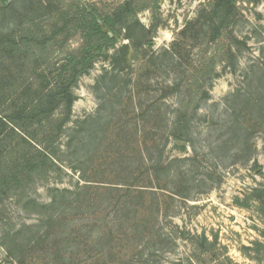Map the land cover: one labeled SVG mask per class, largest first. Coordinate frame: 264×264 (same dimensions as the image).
I'll list each match as a JSON object with an SVG mask.
<instances>
[{"label": "rangeland", "instance_id": "rangeland-1", "mask_svg": "<svg viewBox=\"0 0 264 264\" xmlns=\"http://www.w3.org/2000/svg\"><path fill=\"white\" fill-rule=\"evenodd\" d=\"M124 1L0 0V33L11 34L26 15L31 14L35 23L57 42L52 44L58 50L66 48L79 57L100 43V36L93 32L94 25L99 23L109 31L101 18ZM234 1L235 15L217 41L211 42V28L215 24L208 19L217 0H148L149 8L141 10L138 19L152 30L151 33L142 38L135 32L134 40L121 36L116 42H107L75 89L73 121L97 113L104 104L103 110L108 115L105 119L117 122L112 135L121 142L115 146L112 143L110 147L122 153L116 159L106 153L99 160V169H90L87 173L93 180L104 181L105 176L113 178L114 183H120L119 187H123L122 181L130 173L133 162H141L146 155V146L138 137L142 129L138 126L141 113L147 115L149 107L161 104H189L191 144L185 150L177 148L173 140L165 146V162L183 161L175 163L173 177L159 195L162 205L153 231L134 226L133 221L137 219L124 216L114 219L112 211L105 218L107 225L80 222L70 236L56 237L49 243L55 254L54 262L50 263V258L41 251H47L46 238L40 244L28 245L36 239L39 242L40 234L48 230L41 223L38 211L51 202V189L70 187L80 180L79 173L61 164L41 176L30 175L24 189L0 198V264H264V125L261 126L264 124V75H261L264 72V0ZM144 39H151V43ZM217 48L223 55V62L216 70L218 76L211 84L204 83L201 90L195 88L189 71L204 64ZM117 56L124 61V70L115 66ZM152 56H158L155 57L157 66L147 63ZM115 67L114 72H118L120 78L110 80V90L105 85L97 87L99 78ZM32 68L16 55L3 54L0 84L11 99L5 102L8 112L22 98L20 84L36 87L38 81ZM173 82L178 83V87ZM237 90H241L243 96H233ZM244 98H249L248 102H243ZM196 105L199 108L195 109ZM236 117L242 119L243 127L259 129L251 135L255 147L249 159L239 155L250 134L234 126ZM128 118L132 120L127 126ZM118 127L123 128L124 133H119ZM103 133L98 131L95 135L99 139ZM67 134L59 140L60 151L57 152L66 159ZM160 134L162 138L163 131ZM221 137L228 140L231 151L226 150L225 159L218 158L217 150H212ZM102 141L100 139L99 143ZM160 143L164 144V137L159 139ZM121 144H124L123 149H119ZM104 163H108L107 172L101 168L105 167ZM120 169L122 174L118 176ZM183 177L188 179L186 183ZM180 184L191 188L190 197L173 193ZM99 185L115 184L101 182ZM99 191L97 194L105 193ZM45 218L50 220L49 216ZM59 218L62 216L55 217ZM23 227L27 229V239L4 238V232L13 233ZM75 236L80 245L87 240V246L81 245L71 259L57 257L60 249L63 254L72 246L70 243ZM205 237L213 249H205Z\"/></svg>", "mask_w": 264, "mask_h": 264}, {"label": "trees", "instance_id": "trees-1", "mask_svg": "<svg viewBox=\"0 0 264 264\" xmlns=\"http://www.w3.org/2000/svg\"><path fill=\"white\" fill-rule=\"evenodd\" d=\"M147 1L125 0L110 14L102 17L104 26L109 31L104 30L102 25L96 23L93 32L100 36V43L95 49L86 51L79 57L70 54L66 48L58 50L56 45L52 44V42H57L52 40L48 31L45 33L35 23L31 14H27V18L11 34L0 33V63L3 54L10 57L16 55L26 65L33 66L32 69L38 81L35 88L31 85L20 84L22 98L20 97L12 105L10 112L5 109V102H9L11 99L4 94L5 87L0 84V198L24 189L26 180L30 175L41 176L53 167L59 168L61 164L67 165L74 173L80 175V180L73 186L53 187L51 189V202L42 206V210L38 211V214L42 216L41 223L48 227V230L40 234L39 242L36 239L34 243L29 242L28 246L40 244L46 238L48 241L47 251L44 249L41 251L42 255L47 254L50 263L54 262L55 254L51 251L49 243L54 242L56 237L70 236L75 225L80 222L107 225L108 222L105 218L112 211L116 216L114 219H119L120 216L137 219L138 221H133L134 226L140 225L146 231H153L157 221L156 214L162 205L159 195L168 187L167 182L173 177L176 168L175 163L183 161V159H173L167 163L164 161L163 151L171 140L174 141L177 148L182 150L187 149L188 145L191 144L189 137L192 118L190 119L188 116L189 104L187 106L179 103L177 106L161 104L159 107H149L147 115L141 113L138 125L142 128L138 137L146 146V155L144 154L141 158V162L137 161L135 164L133 162L130 173L122 181L123 187L118 186L120 183H114L113 178L105 176L102 178L104 181L93 180V177L87 173L90 169H99L98 166L101 165L99 160L106 153L111 159L113 156L116 159L122 152L120 153L115 147L112 149L110 145L112 143L114 146L118 145L121 140L113 138L112 133L117 129V122L105 119L108 115L106 116L103 110L104 104L97 113L89 115L83 120L73 121V105L77 100L75 89L78 87L81 77L93 65L97 52L102 51L109 42H116L121 36L134 40L136 38L135 32L141 34L142 38H146L151 33L152 30L147 29L138 19L139 12L149 8ZM10 6L14 8V4L10 3ZM236 9L234 0H217L212 5L208 19L215 24L211 28L209 38L211 42H216L222 35L228 22L235 15ZM136 26L140 29H136ZM144 40L148 44L151 43V39ZM219 48L212 55H209L204 64L202 63L201 66L191 72L189 71L191 84L195 88L201 90L204 83L209 82L211 84L218 76L216 73L217 66L223 62V55ZM168 55H170V51ZM155 57L158 56H152L147 63L153 64V66L155 63L156 65ZM170 57L172 60V56ZM115 59V63L117 62L115 66H121L120 70H124V61L118 56ZM116 67L112 72L106 71L99 78L97 87L105 85L110 90L109 85L120 78L118 72H114ZM261 75H264V72ZM174 86L178 87V83H175ZM232 95L243 96L241 90H237ZM248 99L244 98L243 102H248ZM197 108L199 105H196L195 109ZM105 120L108 121L104 123ZM126 120L128 126L132 119ZM73 122V126H70ZM110 122L115 123L110 124ZM242 124V119L236 117L234 126H237L240 132L250 134L246 139V146L239 150V155L249 159L255 147L251 143L253 137L251 135L259 129L254 127L255 130H253L248 126L243 127ZM104 125L106 128H103ZM118 129H120L119 133H124L123 128L118 127ZM98 131L104 132L99 139L95 135L98 134ZM162 131L164 144L160 143L159 145V139H163V137L160 138ZM66 132L68 133L65 145L67 159L61 158L57 153L60 151L59 140ZM100 139L103 141L99 143ZM227 142L226 138L221 137L214 143L215 147L213 146L212 150H217L218 158L225 159L223 155L226 156V150L230 151ZM123 146L124 144H121L119 149H123ZM86 148L88 150H85ZM123 152L125 151L123 150ZM124 157L126 156L121 158ZM104 164L105 167L102 166L101 168L103 172H107L109 170V167H106L108 163ZM118 174L121 176V169ZM183 178L185 179V177ZM186 179L184 180L185 183L188 181ZM83 181L86 182L81 183ZM101 182H109L115 185L107 187L99 185ZM148 186L152 190H149ZM178 186L180 187L178 190H172L174 194L185 198L190 197L191 188L188 185L186 187L181 184ZM99 190H103L105 193L97 194L100 192ZM32 203L36 204L33 200ZM59 215L62 218L55 219ZM44 216H49L50 220ZM129 225L128 220L127 226ZM118 226L119 223L113 229L116 230ZM27 233L26 227H23V229L13 233L4 232L3 236L6 240L27 239ZM204 243L207 251L213 249L206 237ZM70 245L72 246L66 252L64 250L63 254L60 249L57 252V257L62 255L65 256V260L71 259L77 254L75 250L87 246V240L84 239L81 247L77 242V236H75Z\"/></svg>", "mask_w": 264, "mask_h": 264}]
</instances>
